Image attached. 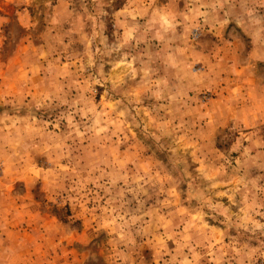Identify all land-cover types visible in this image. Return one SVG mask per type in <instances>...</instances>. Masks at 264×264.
<instances>
[{"label": "rangeland", "instance_id": "374dc122", "mask_svg": "<svg viewBox=\"0 0 264 264\" xmlns=\"http://www.w3.org/2000/svg\"><path fill=\"white\" fill-rule=\"evenodd\" d=\"M0 264H264V0H0Z\"/></svg>", "mask_w": 264, "mask_h": 264}]
</instances>
